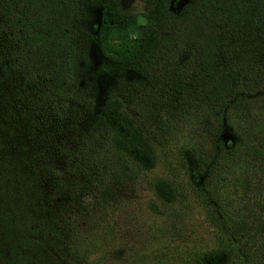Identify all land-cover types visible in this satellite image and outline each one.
<instances>
[{"label":"trees","instance_id":"16d2710c","mask_svg":"<svg viewBox=\"0 0 264 264\" xmlns=\"http://www.w3.org/2000/svg\"><path fill=\"white\" fill-rule=\"evenodd\" d=\"M141 2L149 23L137 28V15L124 12L119 0H102L101 29L117 30L121 39L114 54L104 45L101 52L134 66L150 85L127 98L106 97L76 147L63 152L62 168L50 171L45 202L64 191L84 212L81 225L64 229L84 264H140L139 255L108 231L105 215L115 199L126 188L146 187L173 203L191 191L219 247L194 253L182 264H264V85L248 84L239 69L222 64L226 14L191 4L173 10L171 0ZM78 18V0H0V85L8 82L20 105L56 121L65 118L69 103L82 104L70 69ZM130 30L141 39L130 40ZM257 61L251 57L254 73L262 71ZM174 81L178 86L170 88ZM169 97L200 118L185 143L197 182L191 180L187 154L179 152L184 187L149 175L155 146H165L171 132L164 112ZM15 110L0 113V134L9 141L19 131ZM229 122L233 140L226 146L220 134ZM17 151L24 156L27 147ZM94 216L101 220L96 226ZM211 256L222 258L209 263Z\"/></svg>","mask_w":264,"mask_h":264},{"label":"rangeland","instance_id":"374dc122","mask_svg":"<svg viewBox=\"0 0 264 264\" xmlns=\"http://www.w3.org/2000/svg\"><path fill=\"white\" fill-rule=\"evenodd\" d=\"M119 2L126 13L138 15L144 11L141 0ZM101 3L102 0H78L70 69L71 80L80 88L82 104L69 103L62 121L28 110L15 99L8 82L0 85V113L16 107L19 128L15 141L0 134V264H84L82 252L74 249L64 234L67 225L83 223L84 212L68 200L64 191L57 199L45 202L50 171L62 168L63 152L76 147L80 133L98 114L107 96L127 98L150 85L134 66L117 63L102 54L103 45L114 54L121 34L101 29ZM187 4L227 15L221 34L225 49L222 64L227 69H239L244 82L264 85V0H171L173 10ZM252 56L258 58L260 73L250 69ZM173 86L178 83L174 81L170 88ZM164 104L171 132L165 146H155L156 165L149 175L155 181L184 187L188 180L178 164L179 152L187 154L194 176L191 180L197 182L185 143L189 131L199 126L200 118L186 111L191 108L182 110L174 97L165 98ZM230 126L231 122L225 123L220 134L226 146L233 140ZM20 145L27 147L24 156L17 151ZM185 195L182 202L165 203L152 188L134 192L126 188L106 212L108 231L139 255L140 264H182L194 253H209L219 245L205 222L204 208L191 191L185 190ZM99 219L94 216L91 223L96 226ZM217 258L222 256L206 260L213 263Z\"/></svg>","mask_w":264,"mask_h":264},{"label":"clouds","instance_id":"9594fccd","mask_svg":"<svg viewBox=\"0 0 264 264\" xmlns=\"http://www.w3.org/2000/svg\"><path fill=\"white\" fill-rule=\"evenodd\" d=\"M148 23H149V21L144 15H142V14H138L137 15V19H136L137 28L146 27L148 25ZM141 37H142V34L139 31H136V30H130L129 31V39L130 40L137 41V40L141 39ZM89 259L90 260H95L96 257L95 256H91Z\"/></svg>","mask_w":264,"mask_h":264}]
</instances>
